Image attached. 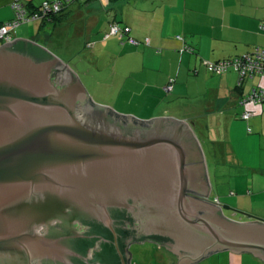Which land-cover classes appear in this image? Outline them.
I'll list each match as a JSON object with an SVG mask.
<instances>
[{"label": "water", "instance_id": "obj_1", "mask_svg": "<svg viewBox=\"0 0 264 264\" xmlns=\"http://www.w3.org/2000/svg\"><path fill=\"white\" fill-rule=\"evenodd\" d=\"M210 190L185 120L94 102L32 40L0 47V264H131L128 243L155 239L178 264L225 249L264 259V223L226 217L240 211L205 203Z\"/></svg>", "mask_w": 264, "mask_h": 264}, {"label": "crops", "instance_id": "obj_2", "mask_svg": "<svg viewBox=\"0 0 264 264\" xmlns=\"http://www.w3.org/2000/svg\"><path fill=\"white\" fill-rule=\"evenodd\" d=\"M14 1L39 5L43 0H0V21L14 17ZM104 13L108 14L109 23L103 29H109L110 24L116 22L122 27L128 26L129 33L107 36L108 30H105V35L104 32L96 35L97 29L101 28L99 24ZM74 20L84 21L87 31L75 26L68 36L70 23ZM263 22L264 0H87L72 3L64 9L60 18L44 24L38 22L37 35L43 37V41L34 36L13 38L32 40L45 47H58L66 43L63 37L73 39L75 36H83L87 37L84 40L85 48H90L101 39L108 41L114 38L116 48L119 46L122 49L116 64L120 60L128 61V75L126 70H117L116 64L110 75L106 67L103 65L102 68L99 64L102 80H98V84L128 93L129 103L140 97L157 101L155 99H158L159 94L175 90V76L183 72L184 75L194 74L195 80L208 84L214 108L218 110L210 121L211 128L215 134L214 141L218 142L223 156H217L219 149L212 153L216 157L213 167L215 186L210 165L207 167L205 162L209 183L212 185L209 195H201L217 206L228 202L235 206H238L236 203L251 204L253 207L245 210L258 218H237L224 212L225 216L235 221L257 220L264 223V102L241 104V97L253 86L264 88V76H256L238 86L239 76L234 69L217 75L211 73L204 64V61L234 57L251 52L256 46H263L264 31L260 29ZM131 37L138 43L133 44ZM188 47L193 50H188ZM96 55L99 54L96 52ZM105 72L106 80L103 78ZM171 80H174L173 89L166 92L164 86ZM83 86L87 91L85 84ZM159 104L160 98L158 107ZM245 111L252 113L248 119L242 117ZM168 115V109L165 108L162 114L139 115V119ZM219 172L222 174L219 175ZM226 173L229 177L228 187L231 188L229 192L219 181ZM214 188L217 194L212 197ZM169 253L171 251H165L166 258ZM216 254L222 258L212 264H264L262 256L247 250L236 252L225 249L206 258ZM170 255V258L160 259L157 264H178L179 255ZM206 258L188 264H205L203 260ZM131 264H134L132 260Z\"/></svg>", "mask_w": 264, "mask_h": 264}, {"label": "rangeland", "instance_id": "obj_3", "mask_svg": "<svg viewBox=\"0 0 264 264\" xmlns=\"http://www.w3.org/2000/svg\"><path fill=\"white\" fill-rule=\"evenodd\" d=\"M102 16L103 20L100 23L101 25L99 24L101 28L97 29L95 33L96 35L99 33L102 34L103 32L105 35V30H110V26L109 29H103V26L106 24L108 25L109 23L108 14L104 13ZM38 22L39 21H31L29 23L20 24L12 31L13 37L28 38L29 36H34L38 40L43 41L44 38L37 35ZM113 23L115 22H112V24ZM84 24V21H72L68 30V36H70L72 29H75V26L79 28L81 27L82 30L85 29V31H87ZM86 39L87 37L83 36H75L73 39H66L63 37L62 40H65V44H60L58 47L55 45H46V47L65 64H67L69 69L83 84H85L87 87V93L91 96L94 102L111 106L119 113L134 114V116L138 118L139 115L144 116L151 113L162 114L165 112V108H167L168 113L170 114L168 117H173L177 120H185V122L191 126V129L200 145L207 167L210 165V174L215 186L216 182L213 167L216 157L213 156L212 153L215 149H219V154L217 156L221 158L223 156L221 152L223 151L218 147V142L214 141L215 134L211 128L212 125L210 121L212 117L217 115L218 110L214 108L211 93L207 89L209 85L205 84L202 80H195L193 78L194 74L187 72L189 74L184 75L183 72L180 76H175V85H177L175 90L170 93L159 94L158 99L154 98L157 101H151L147 100L145 97H140L139 99H134L132 103H129L127 97L128 93L124 94L108 87L107 85L102 86L101 84H98V80H102V76L100 75V72L102 71L100 65L102 68L103 65L106 67V72L108 74H113L112 69L116 64V60L118 59V55L122 49H120L119 46L118 49L116 48L113 40L114 38H110L108 41L101 39L97 43L92 44V46H89L90 48H85L84 40ZM95 44L98 45L94 46ZM107 49L108 51L110 50V53H107ZM129 51H131V47L129 48ZM96 52L99 55H96ZM129 65L130 63L125 60H120L116 64L117 70H126L127 75ZM169 67H166V69H169ZM106 72L103 77L104 80H106ZM159 98L161 104H159L158 107L157 104ZM210 130L212 132H210ZM220 167H223V165H220ZM218 174L221 175L222 172H219ZM219 181L223 184V188L228 190V192L231 190V188L228 187V173H226V176L224 175ZM210 185H212L211 182ZM219 189L224 190L221 188ZM216 194V188H214L212 197ZM225 204L240 211L239 213L234 214L232 210H226L227 214L231 216L235 215L237 218L244 219L249 216L252 218L259 217L250 211L245 210V208H252L253 206L251 204L236 203L239 207L235 206L234 203L228 202ZM163 248H160L157 244L149 241L134 243L129 248L131 260L134 264H157L160 259L163 260L171 257L170 254L172 252L169 253L167 258L165 257V251L169 250H167L166 247ZM220 258H222V256L220 254H216L203 260V263L212 264L215 260H220Z\"/></svg>", "mask_w": 264, "mask_h": 264}, {"label": "built area", "instance_id": "obj_4", "mask_svg": "<svg viewBox=\"0 0 264 264\" xmlns=\"http://www.w3.org/2000/svg\"><path fill=\"white\" fill-rule=\"evenodd\" d=\"M87 0H44L38 8H28L23 2L14 1L12 7L14 9V17L7 21H0V41L9 43L14 41L12 31L22 23H29L31 21H50L53 14L60 13L72 3L83 2ZM260 29L264 31V22L260 25ZM130 28L128 26L122 27L118 23H111L109 35L128 34ZM181 38V36H178ZM133 44L138 43L134 38H130ZM147 42H149L147 40ZM188 50H193L188 47ZM206 68L217 75H221L230 69H234L239 76L238 86H242L247 80L253 79L256 76H264V45L256 46L253 51L237 55L234 57L220 59L217 61H204ZM173 82L171 80L164 86L166 92L173 89ZM248 102L261 103L264 102V88L253 86L249 92L241 97V104ZM252 113L245 111L242 114L244 119H248Z\"/></svg>", "mask_w": 264, "mask_h": 264}, {"label": "flooded vegetation", "instance_id": "obj_5", "mask_svg": "<svg viewBox=\"0 0 264 264\" xmlns=\"http://www.w3.org/2000/svg\"><path fill=\"white\" fill-rule=\"evenodd\" d=\"M13 42V41H12ZM12 42H9V43H4V42H2V41H0V47H2V46H4V45H7V44H10V43H12ZM125 119H128V118H125ZM205 201V203H207V204H209L210 206H213V207H215L212 203H209V202H207L206 200H204ZM224 212H226V211H224ZM232 212V211H231ZM231 216V215H230ZM234 216V215H233ZM229 218H231V217H229ZM108 237H110V239H111V242H112V245H111V247H108V248H101L102 249V251H104V252H108V251H112V252H114V248H115V238L117 237V235H115V233L113 232V233H111V235H109ZM117 239V238H116ZM147 241V240H146ZM150 242H152V243H155V244H157L158 246H160V248H163V247H166V245L164 244V243H162V242H160L159 240H157V239H155V240H149ZM142 242H144L143 240H141V241H135V242H130V243H128V246L129 245H132V244H134V243H142ZM164 249V248H163ZM166 249L167 250H169L167 247H166ZM98 250H100V248H98ZM170 251V250H169ZM172 252V251H171ZM173 253V252H172ZM173 255H176V256H178L177 254H175V253H173ZM179 257V256H178ZM131 263V262H130ZM40 264V263H39ZM103 264V263H102Z\"/></svg>", "mask_w": 264, "mask_h": 264}, {"label": "trees", "instance_id": "obj_6", "mask_svg": "<svg viewBox=\"0 0 264 264\" xmlns=\"http://www.w3.org/2000/svg\"><path fill=\"white\" fill-rule=\"evenodd\" d=\"M44 1V0H43ZM42 1V2H43ZM41 2V3H42ZM41 3L39 4V5H33L32 4V2H29V3H24L28 8H30V9H32V8H38L40 5H41ZM67 7H65V9H66ZM64 11V10H63ZM63 11H61L60 13H57V14H53L52 15V18H51V20H53V19H55V18H60L61 17V13L63 12ZM40 22V21H39ZM47 21L46 20H44V21H41V23L42 24H44V23H46ZM130 262H131V260H130Z\"/></svg>", "mask_w": 264, "mask_h": 264}]
</instances>
